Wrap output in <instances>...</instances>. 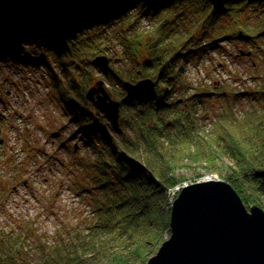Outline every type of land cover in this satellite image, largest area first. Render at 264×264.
Here are the masks:
<instances>
[{
  "label": "trees",
  "instance_id": "1",
  "mask_svg": "<svg viewBox=\"0 0 264 264\" xmlns=\"http://www.w3.org/2000/svg\"><path fill=\"white\" fill-rule=\"evenodd\" d=\"M56 2L59 1L0 0V37H3L0 57L23 50L18 38H31L36 32L45 36L55 34L60 43L65 42L70 47L91 46L99 42V31L111 22L133 23L129 21L134 18V11H151L156 16L163 11L175 14L186 7L199 22L179 47L125 43L124 47L133 50V59L135 57L139 64L129 81L151 77L156 87L149 101L130 100L124 93L123 80L115 75L123 92L118 129L111 124L107 127L104 116L90 110L89 99L83 95L80 107H70L92 148V153L80 160L78 185L84 194L92 195L95 223L89 227L88 238L64 257L56 255L59 248L56 246L44 251V256L35 264L145 262L152 248L163 241V233L169 230L171 208L164 211L161 206L168 205V190L185 179L181 174L183 168H203L206 174L214 171L219 178L232 184L247 207L259 205L264 209V65L259 64L255 69L258 78L255 88L230 93L222 86L217 92H209L205 87L194 89L180 63L187 51L196 52L204 42L213 47L218 37L229 38L243 33L248 39L242 40L248 42L264 37V23H260L261 27H249L237 21L239 14L246 10L257 9L264 14V0ZM223 19L236 22L227 26ZM85 27L95 28L96 32L81 38L79 33ZM187 43L193 48L182 51ZM57 49L64 55L66 65L75 67L74 57L77 56ZM102 49L90 53L87 63L91 69V57L104 54ZM138 49H146L141 58ZM99 71L107 76L110 73V70ZM74 85H78L75 77L68 87L72 92L76 91ZM176 90H179L177 97L173 96ZM210 94H215L219 102L217 113L211 119L212 128L204 123L207 116L201 110ZM244 94L249 105L237 112L236 102ZM136 160L144 165L149 179L143 178L144 171L138 172L141 164ZM195 173L193 180L201 175L198 171ZM1 233L0 230V264H30V260L19 254L23 239L9 233L1 236ZM86 249L98 255L91 258L102 255L98 262L87 258L90 252L84 254Z\"/></svg>",
  "mask_w": 264,
  "mask_h": 264
},
{
  "label": "rangeland",
  "instance_id": "2",
  "mask_svg": "<svg viewBox=\"0 0 264 264\" xmlns=\"http://www.w3.org/2000/svg\"><path fill=\"white\" fill-rule=\"evenodd\" d=\"M133 14L134 18L129 21L133 23L111 22L105 28L100 27L103 31L98 33L99 42L91 46L70 47L65 42L60 43L55 34L45 36L37 32L31 38H18L23 50L0 57V230L1 236L9 233L23 239L19 254L30 260V264H35L44 256V251L56 246L59 247L56 255L64 257L88 238L89 227L95 223L92 195L84 194L78 185L81 181L80 160L92 153V148L70 107H80L82 95L87 97L89 87L99 80H103L111 96L120 101L123 92L115 75L123 81L130 80L139 68L137 59L131 54L133 50H127L125 43L179 47L199 22L186 7H181L175 14L171 11L156 16L151 11H134ZM237 21L249 27H261L264 14L257 9L246 10L239 14ZM223 22L230 26L236 21L223 19ZM83 29L79 33L81 38L96 32L95 28ZM2 39L1 36L0 41ZM207 43L200 44L201 48L196 52L187 51L180 60L191 87H205L209 92H217L222 86L230 93H242L256 87L255 69L259 64L264 65V37L248 42L234 35L218 37L213 47ZM58 47L60 51L77 56L74 57L75 67L66 65ZM98 48H103V55L109 58L108 76L99 68L88 66L90 53H95L94 49ZM189 48L193 46L187 43L182 51ZM146 49L137 50L139 58ZM73 77L78 84L74 85L75 92L68 89ZM173 96H179V90ZM88 102L90 110L104 116L108 127L110 121L92 100ZM203 105L201 110L207 116L204 123L212 128L211 119L219 107L217 96L210 94ZM248 105V97L244 94L236 102V111L241 112ZM138 163L141 164L138 172L144 171L143 178L149 179L144 165L141 161ZM181 171L185 179L168 190V205L161 206L164 211L172 208L184 187L208 177V180H222L214 171L206 174L203 168H183ZM197 171L201 175L193 180ZM170 235L169 226L162 235L163 241L152 248L147 260L135 264H146ZM89 250H83L84 254ZM91 256H98L94 251L88 253L87 258L98 262L102 255Z\"/></svg>",
  "mask_w": 264,
  "mask_h": 264
},
{
  "label": "water",
  "instance_id": "3",
  "mask_svg": "<svg viewBox=\"0 0 264 264\" xmlns=\"http://www.w3.org/2000/svg\"><path fill=\"white\" fill-rule=\"evenodd\" d=\"M238 37L248 39L243 33ZM91 63L99 69L110 68L103 54ZM123 86L128 99L147 102L156 81L151 77L124 80ZM87 97L118 129L121 101L111 96L103 80L89 87ZM170 232L146 264H264V209L259 205L247 208L225 180H203L184 187L172 205Z\"/></svg>",
  "mask_w": 264,
  "mask_h": 264
},
{
  "label": "bare ground",
  "instance_id": "4",
  "mask_svg": "<svg viewBox=\"0 0 264 264\" xmlns=\"http://www.w3.org/2000/svg\"><path fill=\"white\" fill-rule=\"evenodd\" d=\"M59 2H56L57 4L62 3V0H58ZM10 28H7L6 30H9ZM5 32V31H4ZM37 33V32H36ZM22 36V35H21ZM209 179V177L207 178V180ZM235 189V188H234ZM172 209V208H171Z\"/></svg>",
  "mask_w": 264,
  "mask_h": 264
}]
</instances>
